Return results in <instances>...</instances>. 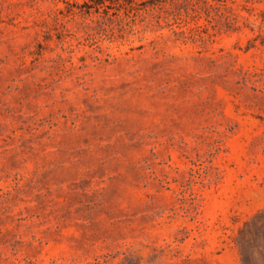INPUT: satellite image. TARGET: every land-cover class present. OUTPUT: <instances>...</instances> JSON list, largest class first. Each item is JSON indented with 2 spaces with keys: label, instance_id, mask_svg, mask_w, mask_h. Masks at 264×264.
Returning <instances> with one entry per match:
<instances>
[{
  "label": "rangeland",
  "instance_id": "1",
  "mask_svg": "<svg viewBox=\"0 0 264 264\" xmlns=\"http://www.w3.org/2000/svg\"><path fill=\"white\" fill-rule=\"evenodd\" d=\"M66 1L88 2L0 0V264H241L264 213V0H188L177 23Z\"/></svg>",
  "mask_w": 264,
  "mask_h": 264
},
{
  "label": "trees",
  "instance_id": "2",
  "mask_svg": "<svg viewBox=\"0 0 264 264\" xmlns=\"http://www.w3.org/2000/svg\"><path fill=\"white\" fill-rule=\"evenodd\" d=\"M133 0H88V2L83 1L81 5H78L76 2L69 3L68 1L65 2V4L68 7H76L81 8L85 7L87 10H90L91 8L94 9L95 12L98 13L99 9L106 12V10H115L118 11L120 8H122L124 5L129 7V10L132 11L135 8L132 6L134 3ZM198 3L209 5L210 1L215 2H225L227 0H196ZM232 2H235L236 0H230ZM243 3H251L252 0H239ZM107 2V3H106ZM140 5L144 7H149L154 11H157L159 13H162L165 15V17H171V19L174 21V23L181 22L182 16L180 14V8L184 7L185 11V18L186 19H195L198 17V12L190 6L188 0H146L140 3ZM188 6H190L188 8ZM188 9V11H187ZM88 12V11H87ZM201 29L200 26H195L193 28H189L188 31H199ZM180 34H183V32H180ZM253 46H248L246 50L252 48ZM256 220H253L251 223V228H253L255 231L251 233L250 228L245 230L248 224H244V228L239 231V239H237L235 242L236 247L239 252L241 264H257V257L255 255V250L258 252V257L260 258L261 264H264V248L263 251L257 249L256 242L258 240V230L264 228V213H260L255 216ZM263 220V221H261ZM127 258L124 257L122 261H120L118 264H126ZM134 264H141L140 259L134 260Z\"/></svg>",
  "mask_w": 264,
  "mask_h": 264
}]
</instances>
